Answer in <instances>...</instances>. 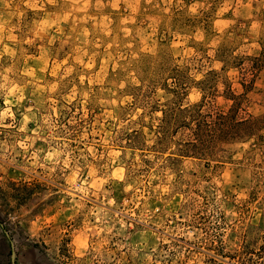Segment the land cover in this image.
I'll return each mask as SVG.
<instances>
[{
	"label": "clouds",
	"instance_id": "obj_1",
	"mask_svg": "<svg viewBox=\"0 0 264 264\" xmlns=\"http://www.w3.org/2000/svg\"><path fill=\"white\" fill-rule=\"evenodd\" d=\"M36 186L59 264H264V0H0V195Z\"/></svg>",
	"mask_w": 264,
	"mask_h": 264
},
{
	"label": "rangeland",
	"instance_id": "obj_2",
	"mask_svg": "<svg viewBox=\"0 0 264 264\" xmlns=\"http://www.w3.org/2000/svg\"><path fill=\"white\" fill-rule=\"evenodd\" d=\"M44 195L39 186L17 190L11 199L0 195V264H59L44 238L30 231L20 208L25 204L31 209Z\"/></svg>",
	"mask_w": 264,
	"mask_h": 264
}]
</instances>
